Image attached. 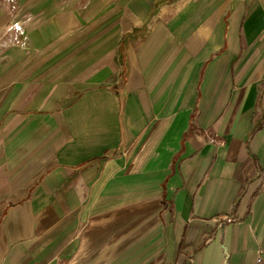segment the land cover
Returning a JSON list of instances; mask_svg holds the SVG:
<instances>
[{
	"label": "crops",
	"instance_id": "1",
	"mask_svg": "<svg viewBox=\"0 0 264 264\" xmlns=\"http://www.w3.org/2000/svg\"><path fill=\"white\" fill-rule=\"evenodd\" d=\"M19 1L0 264H257L264 0Z\"/></svg>",
	"mask_w": 264,
	"mask_h": 264
},
{
	"label": "rangeland",
	"instance_id": "2",
	"mask_svg": "<svg viewBox=\"0 0 264 264\" xmlns=\"http://www.w3.org/2000/svg\"><path fill=\"white\" fill-rule=\"evenodd\" d=\"M167 1H170V0H167ZM0 2L5 3L7 5V14H12V19H14V20H13L10 28H12L11 29L12 31L17 33L16 36H17V38H19V35H20L22 30L20 29L19 24L15 23V21H18V19H19L18 17H15V15L17 16V14H26L23 10L24 7L22 6V8H21V3L19 0H0ZM85 2H86V0H80V2H79L80 6H82V4H84ZM162 3H164V1L157 3L154 7V10H156L157 7ZM29 5H31V4H29ZM32 5H34V4H32ZM11 38L12 39L7 37V46L10 43H12L14 40H17L16 37H14V36H11Z\"/></svg>",
	"mask_w": 264,
	"mask_h": 264
},
{
	"label": "built area",
	"instance_id": "3",
	"mask_svg": "<svg viewBox=\"0 0 264 264\" xmlns=\"http://www.w3.org/2000/svg\"><path fill=\"white\" fill-rule=\"evenodd\" d=\"M227 220H230V218H228ZM255 263H257V264L263 263L264 264V251L257 250L256 255H255Z\"/></svg>",
	"mask_w": 264,
	"mask_h": 264
}]
</instances>
